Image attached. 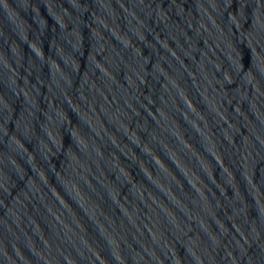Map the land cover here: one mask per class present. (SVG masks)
Segmentation results:
<instances>
[{
    "label": "water",
    "instance_id": "1",
    "mask_svg": "<svg viewBox=\"0 0 264 264\" xmlns=\"http://www.w3.org/2000/svg\"><path fill=\"white\" fill-rule=\"evenodd\" d=\"M0 264H264V0H0Z\"/></svg>",
    "mask_w": 264,
    "mask_h": 264
}]
</instances>
